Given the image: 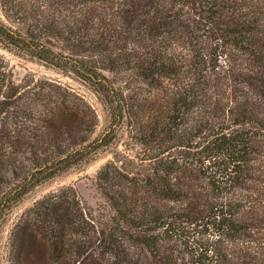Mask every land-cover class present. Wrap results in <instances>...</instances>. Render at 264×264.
Here are the masks:
<instances>
[{
	"label": "trees",
	"instance_id": "obj_1",
	"mask_svg": "<svg viewBox=\"0 0 264 264\" xmlns=\"http://www.w3.org/2000/svg\"><path fill=\"white\" fill-rule=\"evenodd\" d=\"M0 5V228L36 186L113 153L104 202L47 194L11 264H264V0ZM2 49L88 86L104 130L71 87L17 83Z\"/></svg>",
	"mask_w": 264,
	"mask_h": 264
},
{
	"label": "rangeland",
	"instance_id": "obj_2",
	"mask_svg": "<svg viewBox=\"0 0 264 264\" xmlns=\"http://www.w3.org/2000/svg\"><path fill=\"white\" fill-rule=\"evenodd\" d=\"M0 17L7 21L1 5ZM1 51L6 55L9 66L14 74V80L17 83H31L36 86H44L48 81H52L71 87L92 104L99 116V124L94 135L104 130L107 124L106 111L97 95L88 86L76 78L64 74L59 69L38 60L7 49H2ZM127 144H129V138L127 135H124L118 150L124 151ZM112 157L113 153L110 151L100 154L94 160L76 165L63 174L43 182L27 193L10 211L0 228V258L2 263L11 264L10 242L16 225L24 217L27 210L47 194L64 187L73 186L83 204L93 208L99 207L104 202V199L96 187L95 178L99 169Z\"/></svg>",
	"mask_w": 264,
	"mask_h": 264
}]
</instances>
